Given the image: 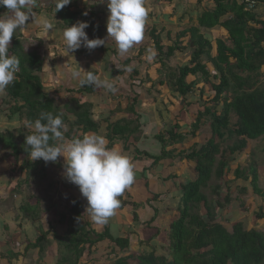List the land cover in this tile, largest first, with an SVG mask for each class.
Returning <instances> with one entry per match:
<instances>
[{"label":"trees","instance_id":"trees-1","mask_svg":"<svg viewBox=\"0 0 264 264\" xmlns=\"http://www.w3.org/2000/svg\"><path fill=\"white\" fill-rule=\"evenodd\" d=\"M253 1V7L247 9L244 0H198L197 6L201 9L196 11V24L190 18L173 36L170 30H166L164 36L163 26L158 28L154 25L148 30L152 49L156 51L153 60L160 68L156 69L157 80L146 75L151 84L145 89V95L152 99L156 111L161 114L166 106L165 101L159 99L161 92L156 87L165 85L169 90L166 99L173 108L171 114L174 119L168 129L153 134L152 138L160 144L158 154L140 151L136 146L142 131L139 122L141 115L134 109L137 96H133L132 102L125 108V112L131 116L116 120H111L110 115L97 120L94 103L79 97L70 96L66 101L57 103L56 98L44 89L40 78L43 56L39 47L42 41L35 38L39 44L31 47L30 39L23 38L17 32L14 34L8 54L19 59V71L16 80L0 97L3 101L0 107L5 110L9 121L25 120L27 125L33 126L41 113L50 112L62 117L67 125L64 135L69 139L87 133L98 134L102 130V122L109 148L120 141L124 151L133 147L130 152L134 159H150L152 166L167 158L170 159L168 165H173L172 161L181 157L195 173L194 179L179 182L177 216L160 228L153 226L151 233L139 240V245L146 249H129L132 232L114 236L108 227L101 232L95 231L85 216L84 205L71 196L68 198V214L59 217V224L64 225L62 233L53 232L54 240L60 246V255L54 264H78L86 250H97L106 241L108 249L103 257L113 256L108 264H264V232L256 227L246 229L241 222L226 228L216 221L217 211L231 200V183H226L227 191L222 194L220 184L211 182L225 181L229 164L238 159L249 140H264V86H258L264 67V14H259V5H264V0ZM203 3L207 6L202 7ZM71 7L72 3L54 14L63 29L88 19L81 11L70 10ZM3 10L4 7H0V15ZM88 22L90 26L87 29L95 37L99 27L93 20ZM220 29L226 31L224 38L212 37L211 33ZM95 50L108 49L99 46L89 51L82 46L74 53L88 55ZM171 59L176 62L174 69L167 67V61ZM130 61L131 58H126L122 65L127 67ZM88 71L97 73L96 70ZM121 71V68H114L116 74ZM163 71L165 80L161 77ZM132 72L137 73L133 68ZM98 88L83 86L71 92L93 94ZM184 111L194 116V120L189 122L188 118H184ZM232 116L235 117L233 123ZM180 119L183 125L179 123ZM186 126L188 129L182 131ZM201 127L205 128L201 130ZM32 132L23 130V125L16 130L0 131V149L8 152L10 170L14 174L30 168L25 136ZM191 139L193 141L187 147H174L176 144L184 145ZM150 167L145 168L144 172L147 173ZM248 173L238 166L234 170V180L248 181L252 192L261 198L263 204L253 216L256 220L264 221V189L259 186L253 164L248 166ZM144 178L147 179L148 174ZM22 182L15 183L13 193H22L19 185ZM207 189L220 198L209 199L204 191ZM158 197L159 194H154L149 201H156ZM120 200L119 209L128 205L131 210L141 206L135 200L122 201V197ZM17 209L20 212L17 218L23 221L30 222L39 215L37 204L30 205L27 201L21 200ZM201 209L204 214H201ZM153 210L154 215L150 220L142 223L138 222L137 213L132 212V219L139 229L150 228L153 224L157 209ZM49 231L52 228L41 230L34 241L26 239L25 247H39L41 251L40 243ZM160 232L165 234V240L158 244L154 240Z\"/></svg>","mask_w":264,"mask_h":264},{"label":"rangeland","instance_id":"rangeland-1","mask_svg":"<svg viewBox=\"0 0 264 264\" xmlns=\"http://www.w3.org/2000/svg\"><path fill=\"white\" fill-rule=\"evenodd\" d=\"M55 1L57 2V0H54L53 3L51 2L49 3L46 0H37V7L38 8L40 7L50 8V11L53 12V9L56 5ZM180 1L181 2L184 1L183 3H186V0H179V2ZM85 3H86L85 6L83 3H79L77 4V6L81 4L80 10H82V12H87V13L93 12L92 14L94 18L93 20H95L96 22L98 21V24L100 22L99 29L104 27L103 29L100 30L102 31V33H100L101 37L98 35L97 38L105 39L106 37V39H108L107 31H103L106 28L107 19L105 17L102 18L101 16L103 15L101 11L104 8L106 9L108 8L105 7L104 5H103V8H99L98 6L93 7L92 5H90V2H85ZM99 4H104V2L99 3ZM146 5H148L151 8V5L149 4L148 0L146 1ZM153 10H154V7L151 8L150 11H153ZM95 11L97 13H100L101 17L97 15ZM5 13H8V12H7V9L4 7V10L2 11L1 15H5ZM259 14L263 16L264 5H259ZM154 16H156L155 12L153 13V17ZM160 19L161 18H159L157 21H159ZM32 21L30 18L27 22L28 24H31ZM159 25L163 26L161 24ZM182 26L183 24L180 25V29L182 28ZM23 28L26 29V26ZM180 29L176 28L175 31L178 32ZM20 32H23L22 28L17 30V33H20ZM85 32L87 33L89 39H93L91 32L88 29H85ZM214 32L216 33V31ZM222 32H225V31L223 30ZM215 33L213 34L216 36L217 34ZM25 35H26V39H29L26 33ZM220 38H224V36H221ZM149 41H150V37L147 32L144 34V39L142 42L147 43ZM29 44L31 47H35L39 44V40L31 37ZM51 46H57V45L51 44ZM39 50L43 56V61H44V54L46 50V47H44V43L39 47ZM92 57L97 59L96 60L97 64H100V70L96 69V72H97L96 75L100 79H105L108 76H110L117 91H115L113 94V92L110 93L105 88L99 87L97 90L98 95L95 93L94 94L83 93V95H78V93L76 92L74 93L70 92L69 94V91H66L65 88H62V86H60L57 89H55V91L57 92L51 93L54 96V98H56L57 103L60 100H62V102L66 101V99L69 96H74L73 94H77L75 97H79L84 101H90V102L91 100L95 101L96 98L99 100L102 95H109V94H110L109 96H111L112 99H115L118 96H123V97L127 96L128 99L131 101V98H133V96H137V99H138L140 95H144L145 89L150 86L151 82L146 77V75H150V77L153 80H157L158 75L156 73V69L159 67V64L155 63L154 60L148 61L146 59L147 63L146 64L144 63L143 65L141 63L140 65L136 63L137 62L136 57H133L132 60L134 61L131 64H135V67H136L135 70H137V73L134 74L133 72L122 70L120 74H116L114 72V68H115L114 62L112 63V60L114 61V59H113V56L110 55V53L107 55V59L105 57L103 58L100 55H94ZM124 58L125 57L123 56L120 57V59L123 61H124ZM167 67H169V69L170 68L174 69L176 67V62L173 59L168 60ZM120 68H122V66L119 67L118 69ZM124 71H126L125 74H123ZM161 77L164 80L166 79L164 71ZM124 79L125 81L127 80V82L130 80L131 83H129L128 86H124V82H123ZM259 79H260V83L258 84V86H264V67L262 68V72L260 73ZM138 81H140V83H138ZM116 82H118V85L122 87H118L116 85ZM132 85L133 86L135 85L136 87H132ZM156 88H158L160 92L164 90L163 91L164 94L165 92L169 93V91H166L167 87L165 85H163V87L157 86ZM44 89L47 90V88L45 87ZM134 89L138 91V93ZM56 93L59 94V96ZM65 93L67 94L65 95ZM203 98L206 99L207 97L204 96ZM1 104H3L2 99H0V105ZM96 105L99 109L102 108V109L107 110L106 103L104 102H99ZM141 106L145 108L144 110L145 117L144 116L141 117L143 119L142 120L139 119V122L143 124L144 127L142 130L147 133L148 138L144 136L145 139L141 140L139 144L136 143L137 147L139 150L145 151L146 153L147 152L151 154L159 153L160 144L154 138L150 136L151 134H154V131L157 130L156 124L154 125L156 118H154V113L151 110L150 104L145 101L141 102L140 104H137V110L139 112L137 111L135 112L137 113L142 112ZM159 107L162 108L161 105ZM99 109L97 108L95 109V113H96L95 118L97 120H100L102 118L100 117ZM143 112L141 114H143ZM161 113L164 114L163 119L165 121L166 120L168 121V115H166V112L162 110ZM184 113L185 114H183V117L188 118L189 122L194 120V116H189V112L184 111ZM114 114H119V111L115 112ZM234 121H235V117L232 116L231 122L233 123ZM179 123L183 125L184 122L180 119ZM22 125H23V130L25 131L32 132L34 130L33 126L27 125L25 120H22L21 122L16 121V120L9 121L6 116L5 110L3 109V107H0V131L5 132V130H16V128H20ZM166 125H167L166 123L165 124L162 123L161 125L159 124L161 129H163ZM154 126H156V128ZM184 128L188 129L187 126ZM202 128L204 129L205 127H201V130ZM88 134H91V133H88ZM66 139L70 140L69 138H66ZM192 141L193 140L191 139L188 141V143H185L184 145L176 144L174 145V147L178 149L184 148V147H187L189 144H191L190 142ZM229 142L230 141H228V143ZM169 147L170 146H168V148ZM112 148L118 149L123 154L127 155L130 158H133L130 156V155H133L130 152L132 151L133 147L130 148V150L128 151H124L122 149V143L120 141H116L113 144ZM3 150L4 149H0V177L1 178L2 176L4 177V179L3 178L2 180L0 179V188H1L0 191H2L3 188L5 187L4 189L5 194L1 195L4 198V199H1L3 203L1 205H2V208L7 213L5 214V216L3 215V217L0 218L1 219L0 221V244H2V246H0V250L2 252H6L8 256V259H7L8 261H11L12 259L14 260L16 258L17 264H54V261L60 255L59 254L60 246H58L57 242L54 240L53 232L56 230L59 233H62L64 225L59 224V217L63 214H66V213L68 214L69 205H70L68 198H70L71 196L76 197L75 193L79 191V188L75 184H72L70 182L68 183V181L64 177L63 157H59L56 163L49 162L47 164L43 160L32 161L30 160V157H29L30 168L28 170L26 169L24 171H19L17 174L16 173L14 174L10 170L11 158L7 155L8 152L3 151ZM178 158H179L178 160L172 161L173 165H171L170 168L168 167L169 166L168 162L170 159L167 158L165 160L166 161L165 169L164 168L162 169L163 166L161 162L156 163L155 165L152 166V160L148 161L149 163H147L148 164L147 166H151L150 169H152V172H154L153 174H156V175L151 174V177H149L150 170L147 171V173L146 171L143 172L142 174L140 172L138 176H135V181L133 185L130 188H128L121 196L122 201H126L127 199H133L135 200V202L141 203L140 204L141 206L139 205L140 207H136V209H132V210H131L130 205H128L127 207H124L123 210L117 209L115 215L110 217L109 219L117 218L118 210H119V214L121 213L120 215L124 217L122 211H124L126 208H130L131 211L129 212L130 213L129 215L132 218V212L137 213L139 208H142L145 204L150 205L149 203L153 205L152 206L153 209H157V212L159 209L164 210V213L162 215L160 214L158 218H156V222L159 225L161 224L163 226L164 222L166 223L167 220L170 221L171 219L176 217L178 214L177 209L179 207V200H180L179 199L180 191L178 192L179 182L194 179L195 177V173L192 169V166H190V164L185 159L183 158L181 159V157H178ZM250 164H253L256 167L259 186L262 189H264V140L263 139H258L254 141L249 140L247 142L246 148L239 155L238 159H236L234 162H231L229 164L228 173H227L228 175L226 176L225 181H222V180L218 182L216 180L211 181L213 183L220 184L221 186L220 191L222 192V194L226 193L227 184L231 183L230 184L231 189L229 193L231 200L228 204H225L222 209L217 211L216 221L222 223L226 228H230L232 224L236 222H241L243 223V226L246 229L256 227L257 229L264 232V221L261 219L256 220L253 216L254 212H256L259 206L263 204L261 198L252 192V189L250 188L248 181H245L242 179L234 180V170L236 169V167L239 166L248 175L249 174L248 166ZM146 174H148L149 179L150 178L152 179L154 178V180L157 179L155 180V182L157 183L156 190L153 191L152 185H149V186L147 185L148 178L147 179L144 178ZM166 174H168V179L166 178V179L158 180L161 175H166ZM171 174L174 177H171ZM22 180H25L26 182L23 183ZM63 180H64V183H63ZM18 182H22L21 184H19L22 187V193L20 195L12 192L13 186L15 185V183H18ZM143 185L145 188L143 187ZM169 186L171 187V190L172 188H174L175 192L177 191L173 195L174 196L173 199L171 200L168 199L164 202L163 197H161L159 201L158 200L149 201L154 194L162 195ZM242 188H244V190H241ZM204 191L208 195L209 199L211 200H217L220 198L219 196L213 195L210 189H207ZM21 196H22V199H21L22 202L27 201L30 205L37 204L39 215H37V217L34 218L30 222L23 221L22 219L21 220L17 219V215L20 214L17 208L21 202L19 199ZM156 202H159V203L155 204ZM200 212L201 214H204L203 209H201ZM86 218L88 219V221L90 222L91 226L94 228L95 231L101 232L103 231L104 227L109 225L112 235L114 236L119 235L118 229H116L113 223L109 222L110 220H108V223L105 225H99L92 221L90 214H88ZM133 225L138 227L137 222H134L132 219L131 225L126 226L124 224L121 226V229H119V231L127 232L128 230V232H130V229L134 228ZM4 226H6V228ZM50 228H52V231H49V233L46 235V238L40 243V246L42 248L41 251L39 250V247H36V248L34 247L26 248L25 247L27 246L25 242L26 239L30 238V240L34 241L35 237H37L41 233V230H45V229L49 230ZM146 231L148 233H151L152 229L146 228ZM147 236H148L147 233L140 232L141 239H144ZM163 236H164L163 233L159 234L158 237L162 238L161 241L159 240L157 241L156 239L155 241L164 243L165 238ZM134 238L135 237L132 236V239L130 242V249L132 251H135L137 249H146V247L139 245V240L134 241ZM107 244H108V241H106V243H103L97 250H94V248L90 250H86L84 254L81 256V258L79 259L78 264H108V261L113 260V256H110L109 258L104 259L103 255L105 254V251H107L108 249L106 247Z\"/></svg>","mask_w":264,"mask_h":264},{"label":"clouds","instance_id":"clouds-1","mask_svg":"<svg viewBox=\"0 0 264 264\" xmlns=\"http://www.w3.org/2000/svg\"><path fill=\"white\" fill-rule=\"evenodd\" d=\"M71 3V0H57L54 14ZM108 16L106 31L112 38L119 54L124 56L134 45L144 39V29L149 17L145 0H106ZM37 0H0V7L7 9L8 15H0V94L5 93L9 85L16 80L19 71V59L9 53V45L17 30L25 27L27 21L34 19L33 10ZM83 15H87L84 12ZM44 36L54 29L52 19L41 16L36 19ZM88 21H77L68 25L63 33L66 56L82 46L89 51L105 46L102 38L89 39L85 29ZM156 56L154 49H148L146 59L152 61ZM126 71L131 72L132 66ZM71 78L81 87H102L110 92L116 88L108 76L100 79L96 74L80 66L71 71ZM33 132L25 136L30 160H43L46 164L56 163L63 157V175L66 180L78 186L81 195L87 201V209L92 221L99 225L108 223L121 206L120 197L135 181L134 164L131 158L120 150L108 147L105 135L91 133L81 137L66 139L67 131L62 117L52 113H41L34 121Z\"/></svg>","mask_w":264,"mask_h":264},{"label":"crops","instance_id":"crops-1","mask_svg":"<svg viewBox=\"0 0 264 264\" xmlns=\"http://www.w3.org/2000/svg\"><path fill=\"white\" fill-rule=\"evenodd\" d=\"M46 1H48L49 3L50 2L53 3L54 0H46ZM146 1L147 0H145V6L149 10V17H148V20L146 22L144 32L147 33L148 30H150L152 28V26H154V25L156 27L160 28L161 26L159 24H161V25H163V27L165 29V31L163 33L164 36H166L165 35L166 34V30H170L172 36L174 34H176V31H175L176 28L180 29V25L181 24H183V25L187 24L189 22L190 18H191V21L194 24H196V17H197V12L196 11L201 9L200 7L197 6V1L198 0H186V3H183L184 1L183 2H181V1L179 2V0H173L172 2H168L166 0H148L149 4L151 5V8L154 7V10L150 11L151 8L148 5H146ZM85 2H90V5H92L93 7L98 6L99 8H103V5L105 7H107L106 0H103V1L102 0H71L72 7H71L70 10H78V11L82 12V10H80L81 4L78 5V6H77V4L83 3L84 6H85L86 5ZM103 2H104V4H99V3H103ZM205 5L206 4L203 3L202 7L205 6ZM35 9L36 10L33 11V17H34L33 21L31 22V24H27L26 25V29L22 28L23 32H20L19 34H21L23 36V38L26 39V35H25V33H26L27 37L29 39H31V37L32 38H37V39L41 40L42 43H44V47H46V50H45V54H44V61L42 63V72L40 74V78L42 80L43 86L45 88H47L46 91H48L51 96H53L51 93L57 92V91H55V89H57L60 86H62V88H65L66 91H69V94H70L71 90H76V89L81 88V86L79 85L78 81H75V80H73L71 78V71L74 68L77 67V64H78V66H80L84 70H96V69L100 70V64L96 63L97 59L92 57L94 55H100L103 58L105 57L107 59V55L110 53V55L113 56V59H114V61L112 60V63L114 62V67L115 68H119V67L122 66L121 70H125L126 69V66L122 65L123 60L120 59L121 55L119 54L117 45H116L115 41L112 38H110V37L108 39H106V37H105L106 44H105V46H103L104 48L108 49L107 51L95 50V51L91 52L88 55H78L76 53H70L69 54L70 56H66L65 52H64V44H63V37H62V33H63V31H64V29L66 27L63 29L62 26H60L59 18L55 17L54 13L52 11H50V8H42V7L38 8L36 6ZM101 12H102L103 15H101L100 13H97V12L96 13L99 16L101 15L102 18L105 17L107 19L108 9L104 8ZM154 12L156 13V16L153 17V13ZM92 14H93V12H88L87 15H85V16H86V18H89V20H93L94 18H93ZM41 16H48L50 19H52V22L54 24L53 31L50 34H48L47 36H44V33L42 32L41 27L36 23V19H38ZM159 18H161V19L159 21H157ZM86 20L89 21L88 19H86ZM93 21H94V24H96L98 27H100V22L98 24V21L97 22L95 20H93ZM59 27H61V28H59ZM103 28H100L97 31V33H96L100 37H101L100 33H102V31H100V30L103 29ZM103 31H106V28ZM222 31L223 30L220 29V30L216 31V33L212 32L211 33L212 37L220 38L221 36H225L226 35V31L225 30H224L225 32H222ZM213 33H215L217 35L215 36ZM98 35H96L95 37L92 35V37L93 38H97ZM51 44H53V45L56 44L57 46L59 45L60 47L59 46L58 47L57 46H51ZM50 47H51V49H50ZM48 48H49V50H48ZM148 49H152V44H151L150 41L147 42V43L141 42L140 44L134 45V47L132 49H130L129 52L126 53L123 56V57H125L124 60L126 58H131V61H130L128 66H132L133 69L136 68L135 64H131L134 61V60H132L133 57H136V59H137L136 63H138L140 65H141V63H142V65L144 63L146 64L147 63L146 62V55H147V50ZM140 50H141V52H140ZM139 54H140V57L137 58V56H139ZM125 72L126 71H124L123 74H125ZM123 82H124V86H128V84L131 83L130 80L127 82V80L125 81V79L123 80ZM138 83H140V81H138ZM116 85L118 87H122V86L118 85V82H116ZM132 87H136V86L132 85ZM159 87H163V86H159ZM163 91L164 90H162L161 94L159 95V99L165 101L166 110H163V111L166 112V115H168V121L167 120L165 121L163 119L164 118V114L163 113L159 114L156 111V108L153 105L152 99L150 97H147L145 95V93H144V95H140V97L137 99V104H140L141 102H144V101L148 102L150 104L151 110L154 113V118H156V121H155L154 125L156 124L157 130L154 131V133L158 132L159 130L168 129L169 125L171 123L172 124L174 123V119H173V116L171 114V111H172L173 108L171 107L170 103L166 99L167 96L169 95V93L165 92V94H164ZM166 91H169L168 88H167ZM97 92L98 91H96L95 94H97ZM136 92L138 93V91H136ZM110 93H112V92H110ZM66 94L67 93H65V95ZM113 94H114V92H113ZM57 95L59 96V94H57ZM73 95L76 96L77 94H73ZM78 95H83V93H80V94L78 93ZM109 95H102L99 100L97 98H96L95 101L91 100V102L94 103V108L95 109L96 108L99 109L97 107V105H96L97 103H99V102L106 103L107 110L102 109V108L99 109L100 110V117H105V116H109L110 115V119L111 120H116V119H119V118H122V117H129L130 114L125 112V108L131 102L128 99V97L127 96H125V97L118 96L117 98L112 99V97L109 96ZM0 97H1V95H0ZM63 100H65V99H63ZM137 104H136L135 110L137 112H139L137 110ZM141 107H142V112H143L145 110V108L143 106H141ZM95 109H93L94 113H95ZM102 110H104V111H102ZM117 111H119V114H114ZM142 112H140V115H141L140 116V120L143 119L141 117H143L144 114H145V111L143 112V114H141ZM162 123L163 124H165V123L167 124L163 129H161L160 126H159V124L161 125ZM102 124L103 123L101 122L100 125L102 127V130L100 129L98 131V134L104 135L105 131L103 129V126H105V124H103V126H102ZM156 126H154V127L156 128ZM143 127L144 126L141 123V130L143 129ZM185 130L186 129L183 127L182 131H185ZM144 136H146V138H148L147 133L142 130V132L140 134V138H139V140L137 142L138 144H139V142L141 140L145 139ZM150 136L153 137V134H151ZM136 146H137V144H136ZM140 151H142V150H140ZM156 154H158V153H156ZM130 156L133 157L132 155H130ZM131 161L134 164L135 176H138L140 172L142 174L144 172V169L149 167V166H147L148 165L147 163H149L148 161H150V159L146 160V158H144V157L143 158H137V159L131 158ZM159 162H161V164L163 166L162 169L163 168L165 169L166 168V161L161 160ZM168 167L170 168L171 165H169ZM153 173L154 172H152V169H150L149 177H151V174L152 175H156V174H153ZM2 178L4 179L3 176H2ZM2 178L0 177L1 180H2ZM166 178L168 179V174L161 175L158 180L166 179ZM155 180H157V179H155ZM155 180H154V178L153 179L152 178H150V179L148 178V180H147V182H148L147 185L148 186L152 185L153 191L156 190V188H157V183L155 182ZM63 183H64V180H63ZM143 187H144V185H143ZM4 189H5V187L3 188L2 191H0V218H2L3 215L5 216V214L7 213L2 208V205H1V204H3L1 199H4L3 196H1V195L5 194V190ZM176 192H175L174 188H172V190H171V187L169 186L166 189V191L162 195H160V197H158V201L161 199V197H163L164 202L166 200H168V199L171 200V199H173V197H174L173 195ZM178 192H179V188H178ZM75 196H76L75 198L78 199V201H80L84 205V207H85V216L87 217V215L89 214L88 209H87V201L81 195V193H79V191H77L75 193ZM19 199L21 201L22 196ZM127 200H133V199H127ZM158 203L159 202H156L155 204H158ZM149 204L150 205L145 204L142 208H139V210L137 211V215L139 217V221L138 222H140V223L147 222L154 215V210H153V207H152L153 205L151 203H149ZM154 208H156V207H154ZM126 209L124 211H122L123 209L121 210L123 212L124 217H122L120 215L121 213L119 214V210H118L117 218L109 219L110 220L109 222L113 223L115 225L116 229H118V232H119L118 236L124 235L125 233L128 232V230H127V232H123V231L120 232L119 229H121V226L124 225V224L126 226H129V225H131V222H132V218L129 215L130 214L129 213L130 212V208H126ZM163 213H164V210H160L159 209L158 212H157V217L156 218H158V216L160 214L162 215ZM128 217H130V218H128ZM0 221H1V219H0ZM167 222H168V220H167ZM153 223L154 224L150 225V229H152L153 226H156V225L159 226V228L162 227L161 224L159 225L156 222V219L154 220ZM164 223H163V226H164ZM106 227H108L110 229L109 225L106 226ZM133 227L134 228L130 229V232H132V234L130 235V240L132 239V236L135 237L134 241L140 240L141 239L140 232L149 234L146 231V228L142 230V229H139L137 226L133 225ZM161 233H163V232H161ZM161 233H159V234H161ZM163 237L165 238V234H164ZM161 239L162 238H160V237L156 238L157 241L158 240L161 241ZM157 243L159 244V243H163V242H157ZM0 246H2V244H0ZM129 249H130V247H129ZM7 259H8V256H7L6 252H2L0 250V264H17L16 258L14 260L12 259L13 261L12 260L8 261Z\"/></svg>","mask_w":264,"mask_h":264},{"label":"built area","instance_id":"built-area-1","mask_svg":"<svg viewBox=\"0 0 264 264\" xmlns=\"http://www.w3.org/2000/svg\"><path fill=\"white\" fill-rule=\"evenodd\" d=\"M247 4V9H251L254 5V1L253 0H244Z\"/></svg>","mask_w":264,"mask_h":264}]
</instances>
